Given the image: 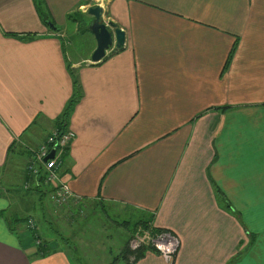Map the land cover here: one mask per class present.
Here are the masks:
<instances>
[{"label":"crops","instance_id":"0c3cea01","mask_svg":"<svg viewBox=\"0 0 264 264\" xmlns=\"http://www.w3.org/2000/svg\"><path fill=\"white\" fill-rule=\"evenodd\" d=\"M42 1L58 30L36 0H0V172L17 173L0 184V264H72L37 256L8 216L37 201L21 165L60 127L74 77L62 179L83 206L139 211L180 242L171 260L148 249L135 264H264V0ZM92 3L126 35L100 62L76 23Z\"/></svg>","mask_w":264,"mask_h":264},{"label":"rangeland","instance_id":"374dc122","mask_svg":"<svg viewBox=\"0 0 264 264\" xmlns=\"http://www.w3.org/2000/svg\"><path fill=\"white\" fill-rule=\"evenodd\" d=\"M90 6H96V4L92 3ZM84 10L83 16L82 13L77 15L76 23L81 29L93 19L88 13V8L85 7ZM74 32L80 35L75 37L74 46L80 47L81 51L87 49L86 38L78 32V29ZM67 36L71 35L67 33ZM28 162L29 160L21 165L25 167L24 171H26ZM15 172L13 168L0 172V184L12 181L17 174ZM34 186H36L34 181L22 184L23 190L27 192H31ZM51 190L52 186H45L46 196L40 199L38 194L37 201L31 200V196L36 194L23 196L18 205L19 212H16L17 214L13 217L8 216L12 225L16 224L14 221L16 216L21 219L29 217L34 220L36 231L39 233L36 248L40 244H46L48 250H64L69 255L72 264H109V262L128 264L134 260L139 250L153 247L145 242L139 249L131 248L133 240L138 235H146L143 232L154 236L147 228L135 226L137 220L141 218L139 211L107 204L103 206L91 201L83 206L80 199H72L68 204L58 206L50 197ZM15 197L16 200L20 198L18 193ZM33 205L41 209L42 216L39 217L40 210L31 209ZM63 240H67L69 244L64 243ZM127 249L133 252L125 253ZM125 254L128 255L126 260H123L122 257Z\"/></svg>","mask_w":264,"mask_h":264},{"label":"built area","instance_id":"2783aa9c","mask_svg":"<svg viewBox=\"0 0 264 264\" xmlns=\"http://www.w3.org/2000/svg\"><path fill=\"white\" fill-rule=\"evenodd\" d=\"M74 138V131L67 129L61 132L58 128H54L42 144L30 150L31 158L26 166V169L34 176L35 180L38 181L43 176L45 183L52 186L50 197L58 206H64L72 199H79L74 196L69 184L61 176L63 157ZM53 150L55 151L54 157L45 161V158ZM29 225L30 227H35L34 220L30 219ZM143 233L146 235H138L133 240L131 245L133 250L139 249L146 242L156 248L167 260H171L177 253L180 242L171 232L163 231L154 234V236H151L148 232Z\"/></svg>","mask_w":264,"mask_h":264},{"label":"trees","instance_id":"16d2710c","mask_svg":"<svg viewBox=\"0 0 264 264\" xmlns=\"http://www.w3.org/2000/svg\"><path fill=\"white\" fill-rule=\"evenodd\" d=\"M37 2V9L39 10V13L40 15L42 16L43 20L45 22H48L50 20H47L46 16L44 15V13L42 12V5H43V1L42 0H36ZM92 21V20H91ZM88 23V25L85 27V28H82L81 31H89V24L90 22ZM74 93H73V96L71 98V101L67 107V109L65 110L64 112V115H63V119L60 123V127H57L61 132H64L67 130V119L72 111V108L73 106L75 105L76 101L78 100L79 96H80V93H79V87H78V83H77V79L76 77H74ZM66 128V129H65ZM30 154V158H31V151L29 152ZM34 182L36 183V186L35 188L33 189L34 191H37V193L39 194L40 196V199H42L43 197L46 196V192H45V186H49L45 183V180H44V177L41 176L38 181L33 179ZM13 217V216H12ZM29 220L30 218H23L21 219L20 217L16 216L14 217V221H16V224L15 225H21V224H24L26 226V228L30 231V234L33 236V239L37 240V238L39 237V235L34 231L35 230V227H30L29 225ZM8 223L11 227V229H15L12 228V224L9 222L8 220ZM135 226L136 227H143L144 229H148L151 231L152 234H157V233H160V232H163V231H168L166 229H163V228H158V227H155L152 225V223L150 222V218L149 216H143L141 217L139 220H137V222L135 223ZM64 243L66 244H69V242L67 240H63ZM156 250L154 247H145V249H141L139 250L136 255H135V258L134 260L131 262V263H128V264H135L142 256H143V252L145 250ZM36 255L39 256V257H46L47 255H49L52 251L51 250H48V248H46V244H43V245H38L37 248H36ZM157 251V250H156ZM133 251H130L129 249L126 250L125 253H132ZM128 254H125L122 259L123 260H126V256ZM118 258V257H117Z\"/></svg>","mask_w":264,"mask_h":264},{"label":"water","instance_id":"95a60500","mask_svg":"<svg viewBox=\"0 0 264 264\" xmlns=\"http://www.w3.org/2000/svg\"><path fill=\"white\" fill-rule=\"evenodd\" d=\"M88 13L93 17L88 28L97 41V47L92 54V61L100 62L107 56L108 53H114L123 48L126 35L116 23H105L103 21L104 9L102 6H92L88 9ZM47 24L55 30L59 29L51 21H48ZM54 153L55 151L53 150L45 158V161L53 158Z\"/></svg>","mask_w":264,"mask_h":264}]
</instances>
